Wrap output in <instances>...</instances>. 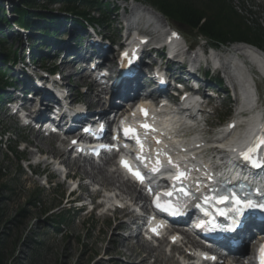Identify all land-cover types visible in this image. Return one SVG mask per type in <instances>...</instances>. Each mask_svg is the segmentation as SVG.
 Here are the masks:
<instances>
[{"label": "rangeland", "instance_id": "374dc122", "mask_svg": "<svg viewBox=\"0 0 264 264\" xmlns=\"http://www.w3.org/2000/svg\"><path fill=\"white\" fill-rule=\"evenodd\" d=\"M17 1L18 0H0V19L3 9H5L8 21L11 23V25H8V22H0V31L3 32L2 35L5 34L3 35L6 41L5 48L11 49L14 53L17 52L16 54L20 60L24 58L21 60L23 64L11 67L12 71L9 73V77L14 78V80L17 79L15 76L16 70L21 69V66L26 70L33 71L32 67H26L27 57L29 56L27 45H29V47L32 45L35 52L38 50L44 54H48L47 67L56 66L58 68L61 63V57L57 56L62 55L59 54L60 52L57 53V51L60 50L59 48L45 51L44 43L40 41L41 34L37 33L36 30L32 32V36L27 32L26 35L21 34V32L25 30L14 25V20H16V18L12 15L13 4H16ZM100 1L101 4L110 6L111 17L107 20V22L109 21V25L106 29H97L109 40H114L118 37V20L122 14V11H118V9L121 8L123 3L116 0H99V2ZM142 4L145 5L147 3L143 2ZM43 5L45 4H42L36 13L39 15L53 13L55 16L65 21L63 22L61 20L63 25L58 35L60 38L59 41L63 46H65L66 43L67 45L71 44L72 40L69 39V35L75 31L72 28L74 27V21H80V18L75 16H73L74 18L70 17V14L61 11L60 5L49 7H44ZM148 6L150 7L149 4H147L146 7ZM233 7H235L242 16L247 18L246 20L252 27H255L254 23H258L264 28V0H233ZM79 10L81 11V9ZM116 11H118V15L114 14ZM90 12H93V10ZM93 15L97 16L96 13H93ZM34 20L36 22L39 21L38 18H34ZM170 24L172 28L180 31L187 43L191 44L193 47L206 44L202 41L197 32L182 29L172 23ZM77 28L79 29V27ZM86 32L89 31L81 29L75 35L79 34L83 37L87 34ZM75 35H72L73 37L71 39H74ZM12 43H14L13 48L10 47ZM115 48L116 46L111 49L114 54L116 53ZM6 54L7 51L4 52L0 49L1 67H3L1 59L4 58L2 55ZM55 57L58 58L57 61ZM35 67L37 69L44 66L43 63H38ZM78 72L79 69H75L71 79L73 87L76 88L75 97L86 102L87 97L84 94L86 85L83 86V89L79 88L83 82L82 79L80 80L78 78ZM35 73L37 72L35 71ZM101 97L103 98V96ZM224 97V94H220L219 100L213 103L214 109L217 108V114L212 116L208 114L206 116L208 124L212 126L208 134L211 140L216 138L217 131L225 128L229 120L234 118L236 105L233 103L230 105L224 104ZM226 110L228 113H226ZM8 115L9 113L6 108L0 105V143L3 144L0 148V185H6V187L11 190L10 193L8 191H0V216L7 219H14L17 211L20 209H24L27 215V218L20 223V225H16L18 228L13 227L14 229L11 231L13 239H15L16 236H19V238L24 237L22 242L18 244L13 264H130L135 261L140 263L142 260H145L146 257L143 258L145 255L140 252L138 248H136L135 251H128L125 248H120V244L125 245L122 244L121 241L119 245L113 242L114 235H119L117 231L118 228L115 230L117 223L108 220L109 218L107 220L100 218L98 214L90 216L86 212L78 213L73 206L65 204L68 197V187L66 184H61V187H57L55 183H53L49 186V189L45 188L41 183L43 179L33 177L31 171H26L24 169L25 163H20L16 156L8 153V148L17 146L19 140H22V138H27L30 142H35L33 134H31L29 130H20L17 122L8 119ZM3 135H5L4 138ZM7 138L9 141L5 143ZM39 145L41 149L46 151L43 143H39ZM18 151L22 158L25 157L29 163L33 162V159L30 158L31 152L33 151L32 148L23 153V146H19ZM49 152L52 153L53 150H49ZM59 181L62 182L60 178ZM31 196H34L38 202L36 208H31L27 204L28 198ZM57 219L62 221L61 226H56L55 223ZM36 242H41L42 245L37 246ZM136 253H141V255L138 254V256H136ZM132 255H135V259L133 262H130L129 258ZM169 258L170 257H165L163 254L161 261L155 262L157 264H174L169 261ZM108 259H111V261L108 262ZM145 264H152V261H147Z\"/></svg>", "mask_w": 264, "mask_h": 264}, {"label": "trees", "instance_id": "16d2710c", "mask_svg": "<svg viewBox=\"0 0 264 264\" xmlns=\"http://www.w3.org/2000/svg\"><path fill=\"white\" fill-rule=\"evenodd\" d=\"M144 1L158 9L171 22L187 30L197 32L198 35L210 43L228 45L243 42L264 48V28L258 23H254L255 27H252L246 20L247 18L242 16L233 7V0ZM41 3L45 4L43 5L44 7L60 5L61 11L64 13L89 22L91 19H95L91 17L90 10L101 14L108 9L106 6L101 5L98 0H18L12 7V15L16 18L14 25L25 29L28 33L35 32L36 30L37 33L41 34L40 41L42 42L57 39L59 28L63 23H61L62 19L53 13H45L44 15L37 14L36 11L40 9ZM34 18H38L39 21L36 22ZM0 22H8V25H11L5 9H3V13L1 14ZM75 22L79 23L80 21L76 20ZM2 33L0 31V49L4 52L7 51V54L2 55L4 58L1 59V62L6 64V62L15 60L16 54L12 53L11 49L5 48L6 41L3 37L5 34L2 35ZM13 46L14 44L10 45L11 48ZM11 54L14 56L12 57ZM36 61L38 60L36 59ZM1 71L2 68H0ZM0 82L2 83L3 79ZM13 151L16 153L15 150ZM0 191H8L10 193L11 190L6 185H0ZM28 199L27 204L31 208H36L38 202L35 197L31 196ZM4 218L0 216V264H13L18 244L22 242L24 237L19 238V236H16L13 239L11 231L14 229L13 227L20 225L27 218V215L24 209H20L17 211L14 219ZM36 245L41 246L42 244L41 242H36Z\"/></svg>", "mask_w": 264, "mask_h": 264}, {"label": "bare ground", "instance_id": "6f19581e", "mask_svg": "<svg viewBox=\"0 0 264 264\" xmlns=\"http://www.w3.org/2000/svg\"><path fill=\"white\" fill-rule=\"evenodd\" d=\"M150 13L164 27H167L170 24V23L167 24V21L158 12H154L153 10H151ZM21 34L26 35V30L24 31V33L21 32ZM30 34H31V36L33 35V33H30ZM254 50H255V52H254ZM229 52L233 53V54L236 53L238 56L242 57L244 60L246 59L247 61H249V63L252 62L251 64L260 68V70H261V66L262 67L264 66V53L259 52L258 50H256L255 48H253L249 45H246V44L235 45L232 49L229 50ZM105 53H106L105 56L108 57L111 52L106 51ZM235 64H236L235 60H230L229 61V68H232ZM76 65L77 64H75L74 60H72L71 62L64 61L61 64L59 69H60V71H66L67 70L68 71L67 77L69 78L70 75L71 76L73 75V72H74V69L76 68ZM238 73L240 75H243V73L239 70H238ZM49 81H50V79H49ZM51 83L52 84H50V85H52L54 88L58 87V85L55 84L53 81H51ZM33 87H35V85H33ZM243 87H245V84H243ZM33 91H35L37 93L36 94L37 99H41V96L44 95L42 93L43 90L41 91L38 88H34ZM103 91H104V89L101 86L96 85L95 83H92L88 86L86 96H87L88 104L90 107L102 106L103 99H102L101 95H103ZM48 92H46V94ZM50 94H51V92H50ZM246 94H247V88L245 90V95ZM91 96H93L96 99L95 102L91 99ZM248 96H249V93L247 94V97ZM113 99H115V96H113ZM27 102H28L27 107H30L33 104H35L36 101L35 100L34 101L27 100ZM251 103H252L251 100H247L246 105L247 106L251 105ZM251 115L252 116H250L248 119L247 118L244 119V117H243L244 120H241L240 124L238 123L241 130H238L237 133L234 131L231 134H228V133L224 134L225 141H226L225 149L226 148L227 149L232 148L233 151L238 150L239 148L244 146L246 144V142L248 141V139L250 138V136L257 131L256 124H257V120L260 117L259 113L253 112ZM178 127L182 128V134H181L182 136L180 137L181 141H183L184 145L186 147H188L189 149H194L196 146V141L199 138V135H197V133L194 131H190V134H191L190 136L189 135L183 136V134H184L183 132H185V134H186L188 129L185 128V125L182 122H180L178 124ZM221 134H223V133H221ZM44 145H45L47 156H55V155L64 156L65 155V152H63V154H62L59 150L52 148L50 145H47V144H44ZM220 146H221V144H219V147ZM36 148H38L39 153H43L44 150L39 148V145L36 144ZM49 150H53V152L51 153V152H49ZM224 153H225L224 151H221L218 154H215L213 152V155H210V158H207L208 155H205V157H203V159L201 160V163L204 164L206 167L210 166V165L216 166L218 164V161H215V158L217 156L221 157L219 159L221 161H225L227 159L226 153L225 154ZM223 155H225V156H223ZM47 167H48V165H47ZM74 167H76L75 171L81 179L85 178V179L91 180L92 183L93 182L94 183L102 182L103 185H105L104 187H106L110 193L114 192V191L110 190L113 187L118 189L119 192L117 191V193H119V194H115V196L112 199L113 202H115V203L126 201L127 200L126 195H128V194L134 195V193H135V191L133 190L132 187H130V185H127L124 183H122V185H121L122 189L117 188L115 181L118 180L117 182H120L119 181L120 177L114 178L112 175L111 176L108 175V173L104 169H99L97 171V173H89L84 168H82L81 166H79L76 163L74 164ZM125 217L126 218L132 217V212L125 211ZM129 227H130V225H128L124 222H121L117 228H118V230H129ZM120 239H121V236L119 237V236L114 235L113 242L119 245L120 241H121ZM120 248H127L128 251H133V249L131 247L126 246V245L120 244ZM144 253L146 254V258H145V260L142 261V263L145 262L147 260V258L150 257L151 255L154 256V258L156 259L157 262H160L161 258L163 256L162 250L144 249ZM136 256H138V253H136ZM134 257H135V255L130 256V262H133V260L135 259ZM169 261L174 263V264H178V262L175 260V258H169Z\"/></svg>", "mask_w": 264, "mask_h": 264}, {"label": "snow or ice", "instance_id": "6c2138e0", "mask_svg": "<svg viewBox=\"0 0 264 264\" xmlns=\"http://www.w3.org/2000/svg\"><path fill=\"white\" fill-rule=\"evenodd\" d=\"M125 55H127V54H125ZM142 111H145V115H147L146 110H142ZM144 127L147 128L148 125H144ZM134 131H135V130H133V129H125V134L127 135V134H129L130 132H134ZM137 142L140 143V141H139L138 138H137ZM158 143H159V141H158ZM262 145H264V138H261V139L259 140V142H258L257 144H255V145H253V147L249 148V149L247 150V152H243V153H241V154H240L241 157H242L245 161H248V162L252 163L254 167H264V164H260V163L255 162V161L253 160V156H252V154L255 153V152H257L258 149H259V147L262 146ZM141 147H143V145H141ZM158 155H159V154H158ZM138 158H139V157H138ZM123 163L125 164V167H128V168H129V171H133V170L131 169V166L128 165L127 162H123ZM169 163H170V164L172 163V160H171L170 157H169ZM156 164H157V165H160V164H161V161H160L159 159H157V160H156ZM176 167H179V166L177 165ZM159 170H160L159 167H155V168H153V171H159ZM133 174H134L135 176H137V178H138L141 182H143V175H142L140 172H138V171H133ZM186 177H187V173H186L185 171H179L178 174H177V176L175 177V180H176L177 182H181V181H182L183 179H185ZM179 190H180V193H181L182 195H184V196H191V192H190V190L186 189L185 187H182V186H181ZM166 195H168L169 197H171V196L173 195V193H172V192H169V193H167ZM230 199H233L237 205H243L244 203H246L245 201L240 200L239 197H237L235 193H233L232 197H227V196L216 197V196H214V195H213V196H204V197H203L204 204H209V203H211L212 200H216V202H217L218 204H224V203H227ZM249 203H250V202H249ZM157 206L159 207L160 205L158 204ZM169 207L172 209V214H173V215H175V214H177V213L179 212V208H176L175 206H172V205H170ZM196 207H202V205H201V204H197ZM164 210H165V211H168L169 208H165ZM219 214H220V215H224V213H223L222 211H221ZM261 252H262V264H264V248L261 249Z\"/></svg>", "mask_w": 264, "mask_h": 264}]
</instances>
